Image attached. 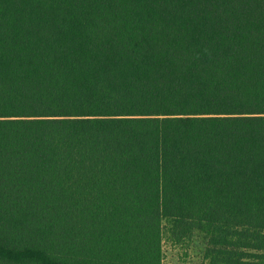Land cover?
Returning a JSON list of instances; mask_svg holds the SVG:
<instances>
[{
	"label": "trees",
	"instance_id": "1",
	"mask_svg": "<svg viewBox=\"0 0 264 264\" xmlns=\"http://www.w3.org/2000/svg\"><path fill=\"white\" fill-rule=\"evenodd\" d=\"M165 226L264 264V0H0V264H163Z\"/></svg>",
	"mask_w": 264,
	"mask_h": 264
},
{
	"label": "rangeland",
	"instance_id": "2",
	"mask_svg": "<svg viewBox=\"0 0 264 264\" xmlns=\"http://www.w3.org/2000/svg\"><path fill=\"white\" fill-rule=\"evenodd\" d=\"M199 234L194 233L192 239L176 241L170 236L165 226L163 264H204L206 238L203 234Z\"/></svg>",
	"mask_w": 264,
	"mask_h": 264
}]
</instances>
